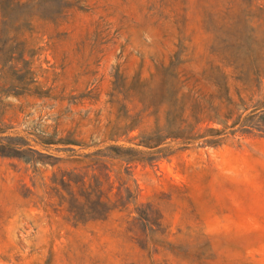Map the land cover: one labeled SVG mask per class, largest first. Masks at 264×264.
<instances>
[{"label":"rangeland","instance_id":"obj_1","mask_svg":"<svg viewBox=\"0 0 264 264\" xmlns=\"http://www.w3.org/2000/svg\"><path fill=\"white\" fill-rule=\"evenodd\" d=\"M15 1H33L12 6L8 25L25 26L29 14L25 58L49 97H1L0 264H264V135L176 141L129 165L104 158L116 76L149 81L178 46L200 71L218 29L233 17L248 34L264 0H64L62 13L58 0ZM73 139L84 145L42 143ZM137 142L119 141L150 151ZM14 146L33 160L9 155ZM65 172L74 174L69 187L60 185ZM126 180L139 204H153L150 250L135 213L77 223L70 212H101Z\"/></svg>","mask_w":264,"mask_h":264},{"label":"trees","instance_id":"obj_2","mask_svg":"<svg viewBox=\"0 0 264 264\" xmlns=\"http://www.w3.org/2000/svg\"><path fill=\"white\" fill-rule=\"evenodd\" d=\"M58 1L61 2L59 13H62L68 4L64 0ZM30 2L33 1L24 5L10 0L8 6L0 8V101L2 96L9 94L21 96L32 93L49 97L48 93L40 91L39 86H34L36 82L30 62L25 58L28 48L23 35L31 27L29 14L22 20L25 26L8 25L12 22L9 9L18 5L28 7ZM263 10L260 7L253 11L248 34L232 21L233 17L218 29L221 39L210 48L205 66L200 71L189 66L190 60L180 59L187 48L178 46L170 63L160 66L149 81L138 79L128 83L122 76H116L110 93V103L116 109L115 118L107 126L105 136L108 140L104 141L113 144L104 147V158H118L129 165L154 159L176 141H202L204 145L219 146L237 134L255 132L264 135ZM135 132L137 134L132 135ZM122 138L130 143L138 140L136 146L150 151L126 147L119 143ZM42 143L84 145L75 139L44 140ZM27 151L42 155L32 147ZM9 153H17L16 156L26 162L33 160L23 156L24 150L15 146ZM73 175V172L63 173L60 185L71 186ZM115 196V201L110 194L104 196L106 201L101 212L95 206L88 211L72 206L70 212L77 223L100 218L106 220L114 211L135 213L133 222H140L146 232L141 247L150 250V243H153V228L150 226L153 204H139L128 180L122 182Z\"/></svg>","mask_w":264,"mask_h":264}]
</instances>
